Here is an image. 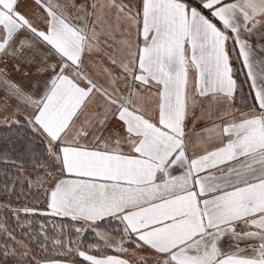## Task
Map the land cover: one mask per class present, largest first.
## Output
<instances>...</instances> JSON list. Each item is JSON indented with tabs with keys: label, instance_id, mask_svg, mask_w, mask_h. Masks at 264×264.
Wrapping results in <instances>:
<instances>
[{
	"label": "snow or ice",
	"instance_id": "snow-or-ice-1",
	"mask_svg": "<svg viewBox=\"0 0 264 264\" xmlns=\"http://www.w3.org/2000/svg\"><path fill=\"white\" fill-rule=\"evenodd\" d=\"M0 264H264V0H0Z\"/></svg>",
	"mask_w": 264,
	"mask_h": 264
}]
</instances>
